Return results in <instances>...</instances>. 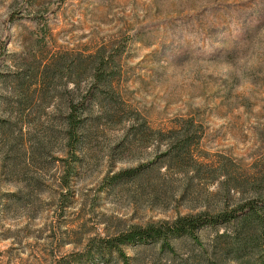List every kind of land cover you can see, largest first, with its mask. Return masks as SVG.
I'll return each instance as SVG.
<instances>
[{
	"label": "rangeland",
	"instance_id": "374dc122",
	"mask_svg": "<svg viewBox=\"0 0 264 264\" xmlns=\"http://www.w3.org/2000/svg\"><path fill=\"white\" fill-rule=\"evenodd\" d=\"M98 53L112 85L80 109L92 129L72 158L70 102ZM179 125L198 144L164 158ZM260 197L264 0H0V264H78L90 241ZM200 236L130 247V264H236L247 238Z\"/></svg>",
	"mask_w": 264,
	"mask_h": 264
},
{
	"label": "trees",
	"instance_id": "16d2710c",
	"mask_svg": "<svg viewBox=\"0 0 264 264\" xmlns=\"http://www.w3.org/2000/svg\"><path fill=\"white\" fill-rule=\"evenodd\" d=\"M103 55V53H98L92 63L85 100L80 105L74 104L73 101L70 102L67 149L72 158L76 157L92 129L90 125H86V122H80L79 113H82L80 109L92 110L97 107L102 94H106L112 85L106 69L109 58ZM190 128V125H179L178 128L169 133V147L163 156L164 158L178 159L180 150H193L196 147L198 138L195 141V136L191 134ZM159 135L164 136L162 133ZM154 164H146L119 173L112 185L118 184L121 178L125 176L135 177ZM69 181L70 173L62 176L63 186L68 188L70 186ZM219 227L230 228L237 237L243 235L247 237L244 242L238 241L232 246L231 254H233L236 264H239L247 250H256L252 259L253 264H264V200L261 197L260 199L256 198L238 203L232 208L226 206L225 209L216 213L205 211L196 215L180 217L173 222H162L159 225L150 224L146 227H132L116 237L101 241L100 245H96L94 240L90 241L81 253L73 257L78 258L75 261L78 264H94L97 260L109 263L114 256L122 264H130L132 258L127 253V249L130 247L158 245L162 250L174 253L175 248L168 242L169 239L176 240L186 237L195 244L203 246L201 232ZM227 236L229 235L225 233L221 235V238H227ZM66 261L62 259L57 264H64Z\"/></svg>",
	"mask_w": 264,
	"mask_h": 264
}]
</instances>
